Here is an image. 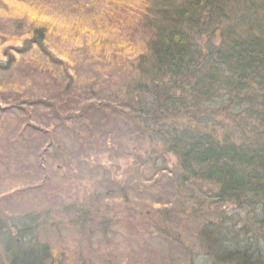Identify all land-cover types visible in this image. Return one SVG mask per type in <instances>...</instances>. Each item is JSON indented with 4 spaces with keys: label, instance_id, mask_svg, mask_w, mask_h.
<instances>
[{
    "label": "rangeland",
    "instance_id": "rangeland-1",
    "mask_svg": "<svg viewBox=\"0 0 264 264\" xmlns=\"http://www.w3.org/2000/svg\"><path fill=\"white\" fill-rule=\"evenodd\" d=\"M142 1L0 0V65L7 67L0 70V217L7 209L22 213L25 197H40L37 212H49L56 222L43 229V241L65 252L66 264L78 253L92 264H215L201 249L203 218L193 210L216 186H181L174 155L167 171L154 177L147 162L160 155L161 143L146 139L149 134L133 122L136 115L143 123L136 112L110 107L114 118L107 129L105 116L93 111L117 94L127 98L129 60L147 51L154 28L149 5H163ZM37 28L46 30V39L41 49H28ZM45 49L61 62H51ZM64 70L67 86L61 84ZM14 159L28 175L9 176L4 164L16 166ZM29 178L36 191L18 193ZM7 192L12 197H2ZM238 205L228 202L220 211L230 215ZM77 210L79 222L72 224Z\"/></svg>",
    "mask_w": 264,
    "mask_h": 264
},
{
    "label": "trees",
    "instance_id": "trees-1",
    "mask_svg": "<svg viewBox=\"0 0 264 264\" xmlns=\"http://www.w3.org/2000/svg\"><path fill=\"white\" fill-rule=\"evenodd\" d=\"M159 4L149 5L154 28L146 39L147 51L129 60L133 73L129 72L127 98L117 94L93 111L105 116L107 129L114 118L110 107L136 112L143 123L136 115L133 122L149 134L146 139L159 138L161 143L160 155L147 162L154 177L167 171V159L174 155V177L181 186L193 181L216 186L213 196L196 203L193 210L203 218L201 249L212 262L264 264V179L260 176L264 175V0H163ZM39 30L34 31L28 49L42 48L46 30ZM43 51L51 62H61L48 49ZM4 69L1 64L0 70ZM60 78L61 84L69 85L67 70ZM169 115L173 119L166 124ZM14 160L16 166L4 164L9 176L28 175L18 171L22 160ZM157 160L163 162L161 167L153 165ZM26 179L18 193L36 191L31 178ZM35 199L21 200L22 213L7 209L0 217V264L68 261L65 252L57 254V248L43 241V229L54 228L56 222L49 221V212H37L35 207L43 202ZM226 201L239 202L240 211L221 212ZM76 215L69 222L78 223L79 210ZM231 220L235 226L229 224ZM57 235L61 238V231ZM227 242H234V247L228 248ZM235 247L242 254L232 253ZM72 260L70 264H92L85 256L79 258V253Z\"/></svg>",
    "mask_w": 264,
    "mask_h": 264
}]
</instances>
